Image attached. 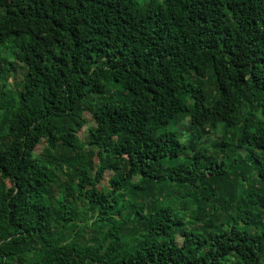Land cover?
Segmentation results:
<instances>
[{
  "label": "trees",
  "instance_id": "obj_1",
  "mask_svg": "<svg viewBox=\"0 0 264 264\" xmlns=\"http://www.w3.org/2000/svg\"><path fill=\"white\" fill-rule=\"evenodd\" d=\"M0 264H264V0H0Z\"/></svg>",
  "mask_w": 264,
  "mask_h": 264
},
{
  "label": "rangeland",
  "instance_id": "obj_2",
  "mask_svg": "<svg viewBox=\"0 0 264 264\" xmlns=\"http://www.w3.org/2000/svg\"><path fill=\"white\" fill-rule=\"evenodd\" d=\"M21 75H22V70L19 69V71L16 72V76H15V78H14V77H10V78H9V81L12 82V83L15 82V81H19L20 78H21ZM86 117L88 118L87 125H85V126L81 129V131H80V133H79L80 136H81L82 138L85 137V135H86V133H87V129H88V127H91V126L93 127V126H95V122L90 118L89 114L86 113ZM44 144H45V142H44V141H41V143L39 144V146L37 147V149H36V151H35L36 154H39V153L42 152V149H43V147H44ZM110 175H111L110 172H106V174H105L106 178H105V180H103V182L100 184L101 187H102L103 189H106V188L108 187V185L110 184V183H109Z\"/></svg>",
  "mask_w": 264,
  "mask_h": 264
}]
</instances>
